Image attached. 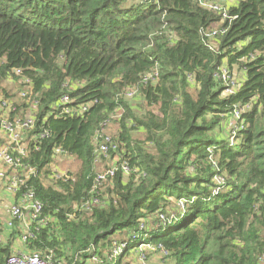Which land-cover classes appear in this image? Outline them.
I'll use <instances>...</instances> for the list:
<instances>
[{
    "label": "trees",
    "instance_id": "16d2710c",
    "mask_svg": "<svg viewBox=\"0 0 264 264\" xmlns=\"http://www.w3.org/2000/svg\"><path fill=\"white\" fill-rule=\"evenodd\" d=\"M223 10L202 0H0V91L12 96L1 85L18 81L15 69L30 77L33 88L16 107L23 114L34 108L29 137L48 130L29 143L22 160L35 168L26 189L43 205L40 226L28 218V251L53 262L64 249L73 264L99 261L105 258L100 244L127 235L120 242L125 249L107 264H134L126 258L140 244L160 245L171 264H258L264 254V0H237L224 17ZM235 66L245 77L228 93L222 73ZM129 87L158 113L136 118L118 97ZM64 93L91 102L88 110L51 114ZM119 105L143 127L153 151L135 145L134 151L121 120L126 148L119 156L132 176L125 184L117 171L108 198L99 192L101 203L85 213L81 204L96 171L93 137ZM223 125L227 137L215 133ZM55 147L79 163L60 179L49 177ZM222 173L227 176L213 190L210 180ZM171 199L184 207L169 218ZM159 212L165 220L149 229L148 217ZM14 238L0 240V264L14 252Z\"/></svg>",
    "mask_w": 264,
    "mask_h": 264
},
{
    "label": "built area",
    "instance_id": "2783aa9c",
    "mask_svg": "<svg viewBox=\"0 0 264 264\" xmlns=\"http://www.w3.org/2000/svg\"><path fill=\"white\" fill-rule=\"evenodd\" d=\"M213 0H202L204 6L212 8L214 10H219V7L215 4H212ZM223 17L226 16V9L222 11ZM14 76L18 78L22 88H20L17 93L19 97L25 98L28 93L33 88V81L30 77L24 76L20 69L13 70ZM152 78L157 76V71L151 72ZM229 74L225 71L222 73V79L229 85L226 88V92L232 93L233 90L238 86L235 84L234 80L230 79ZM150 77V76H149ZM148 79L145 78L144 81ZM128 96H134L136 93L135 87H129L126 90ZM12 98V97H11ZM36 102V101H35ZM91 102H77L76 100L69 97L67 93H64L60 99L57 106L51 111V114L58 116H82L89 108ZM34 108L31 106L30 110L26 111L23 114L22 109L16 107L15 102L10 100V97L0 96V190L7 191L8 195L12 198V201L8 206V222L7 226L12 228L14 226V220L25 223V220L22 219L23 216H27L32 221L39 219L42 211V202L35 197V194L32 190L26 189L25 182L29 178L30 174L34 172V167H29L22 163V160L25 159V156L29 153L28 145L31 141H35L37 138H44L48 135V130H44L40 135L29 137V132L33 129L35 122V115L31 111ZM123 111V109H119ZM234 118L239 119V111H236ZM27 133V135H26ZM96 141V151H95V161L99 157L105 158L107 152L106 142L109 138L103 136V133L97 135ZM37 149V148H35ZM63 154L61 149L55 147L52 152V157H57V155ZM66 155V154H65ZM120 158V156H119ZM121 159V158H120ZM52 165V163H51ZM118 166L116 163L109 164L105 166L102 171H95V176L93 183L88 190V198L81 204L80 210L84 209L85 213L91 212V207L97 203H101V199L98 197L99 192L103 188L104 184L112 181L115 176ZM121 170L127 172L129 170L126 163L121 166ZM67 173V172H66ZM58 174L56 170H53L49 177L60 179L66 175ZM22 187H25L22 189ZM161 220L164 221V217L160 215ZM17 219V220H16ZM40 220V219H39ZM42 220H40L41 225ZM142 227V226H141ZM29 224H24L23 235L21 237V242L25 241L29 232ZM145 236V235H144ZM136 236L132 234L134 239ZM146 245L151 249H155L162 254L167 252L160 246H151L149 244H140L138 248ZM118 252L122 253L125 244L120 243ZM137 248V249H138ZM115 257V256H114ZM91 260H96L91 258ZM6 264H68L64 261H52L49 257L45 258L38 251H14L10 254L6 260ZM258 264H264V254L259 256Z\"/></svg>",
    "mask_w": 264,
    "mask_h": 264
},
{
    "label": "rangeland",
    "instance_id": "374dc122",
    "mask_svg": "<svg viewBox=\"0 0 264 264\" xmlns=\"http://www.w3.org/2000/svg\"><path fill=\"white\" fill-rule=\"evenodd\" d=\"M237 2V0H213L211 3L215 4L219 7V10H217L218 12L221 9H226L228 6H231L233 4H235ZM216 29V26L213 28ZM212 29V30H213ZM165 32H168L165 30ZM211 38V42L214 44V42L216 41V36L214 35H209ZM224 69V67H223ZM153 71V70H152ZM157 71V70H155ZM224 71L226 72L227 69H224ZM154 72V71H153ZM231 77L232 80L235 81V83L239 86V84L244 80V73L243 71L239 70L236 66L233 68V70L231 71V73H228ZM154 82H156V79L153 80ZM142 84L145 86L148 84V82L146 83V81L142 82ZM4 88L5 92L10 95H12L10 97V100L15 102L16 100L18 102H20V100L18 99L19 95H15L18 94L16 93L17 90H19L20 88H22V86L20 87V83L19 81H16L13 77L8 78L6 80H4L2 82L1 88ZM0 94H2L3 97H5V94L2 93V91H0ZM118 97L121 98V100L123 101V103L125 105H127L129 107V111L136 117V118H142L146 112L148 110L153 111L154 113H158L157 108L155 106H147L146 102L143 100V95L140 93V91L136 88V93L135 95L132 96H128L126 94V91L123 92L121 91L118 94ZM119 109H123V111L119 110ZM123 120V122H125L126 124V128L128 129V135L130 136V139L132 141L131 145L134 149V145L137 146L139 149H141L140 151L142 152H146V153H152V148H153V144L149 141H147V134L146 132L142 129L143 127L141 126V128H138V125L134 123V121H131L130 118H128V114L125 113V108L123 105H119L113 112H111L108 116V118L105 120V123L102 124L101 123V127L100 130L98 132L95 133L93 139V145L95 148L96 145V141L98 138L97 135L100 134L101 132L103 133V136L109 138L108 142H106V146H107V152H106V157H99L97 159V162L95 163V169L98 171H102L104 169L105 166H108L109 164H114L116 163V165L118 166V172H120V174L122 175V179H123V183H127L130 178H131V170L129 169L127 172H124L121 170V166L127 162L124 161V159H120L119 158V154L120 151L119 150H123L126 148L125 142L121 141L119 139V133H120V121ZM122 122V121H121ZM230 132V129L226 126L223 125V127L220 128H216L215 133L217 136H221V137H227L228 133ZM2 137L3 135L0 134ZM27 135V133H26ZM136 148V150L138 149ZM135 151V149H134ZM28 157L25 156V158ZM79 163L77 162V160H75V158L73 156L70 155H65L63 154H59L57 155V157H53V161H52V165H51V172L53 170H56L58 172V174H64L67 171L74 173L77 169H78ZM128 166V164H127ZM116 171V172H117ZM51 172L49 173V175L51 174ZM226 173H222L220 174H215L211 181V187L213 190H218L221 187V181H222V177H226ZM40 177H44V173L41 172ZM115 177V176H114ZM113 177V178H114ZM135 177L133 178V181L135 184H137L138 182L135 181ZM44 181V180H43ZM46 181L48 182L49 179L45 178V183ZM110 182L104 184L103 188L101 189V193H103V198H106L108 196L107 193V188H111V186L108 187V184ZM7 191H3L0 190V207L6 208L8 209V193H6ZM101 196V195H100ZM108 198V197H107ZM182 207V201H174L173 199L169 200V203L167 204V209H166V214L168 215L167 217L171 218L175 215V211L180 208L183 209ZM82 212H84V209L81 210ZM163 215L164 220H165V215L161 212H159L157 214V216H154V218L148 217L149 220V229L153 230L155 228H157V224L161 218L160 215ZM25 220V224H28V219L27 216H23V218ZM21 220L18 221L17 225H20L18 227H16V229H8L10 230V234L9 236L11 237L12 235L15 236V238L13 239L14 242L13 244H20L21 243V239H19V237L17 235H19V233L22 234L23 230H24V224H23V220L22 222H20ZM150 230V231H151ZM13 233V234H12ZM137 235V234H136ZM129 238H132V234L130 233ZM127 235H116L114 237L111 238L112 240V245H103L100 244L99 245V250L104 252L105 258H101L99 261L98 260H89V259H81L79 260V264H107L106 261H110V259L115 260L117 259V257L120 255V252H118V248L117 246L120 245V242H122L121 240L126 239ZM213 245V243H209L208 248H210ZM142 247L139 249H136L137 252L134 250L131 252V254H133L131 257H128L126 259H130L135 260L134 264H171L172 263V258H168L164 256V254L157 252L155 249H151L149 247H147L146 245H141ZM110 247V248H108ZM125 249V248H124ZM136 252V253H135ZM64 254L63 256H61V258H59L60 261H64V262H68L69 264H73L74 261L76 260L74 255H72L71 250H65L64 249ZM130 254V255H131ZM115 256V257H114ZM77 257V256H76Z\"/></svg>",
    "mask_w": 264,
    "mask_h": 264
},
{
    "label": "crops",
    "instance_id": "0c3cea01",
    "mask_svg": "<svg viewBox=\"0 0 264 264\" xmlns=\"http://www.w3.org/2000/svg\"><path fill=\"white\" fill-rule=\"evenodd\" d=\"M12 201V198L8 195V204ZM8 209L0 207V240H7L8 236L10 234V230L11 229L7 226V222H8ZM25 224V223H23ZM20 226V225H18ZM17 226V227H18ZM24 226V225H23ZM16 229V228H15ZM13 237V235H12ZM14 240L12 241V248L14 249V251H18V252H22V251H28L27 248L25 247V245L21 242L20 244H13Z\"/></svg>",
    "mask_w": 264,
    "mask_h": 264
}]
</instances>
